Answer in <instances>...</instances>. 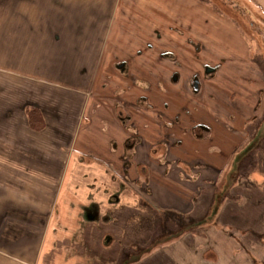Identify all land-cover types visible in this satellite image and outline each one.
I'll use <instances>...</instances> for the list:
<instances>
[{
	"label": "crops",
	"instance_id": "obj_1",
	"mask_svg": "<svg viewBox=\"0 0 264 264\" xmlns=\"http://www.w3.org/2000/svg\"><path fill=\"white\" fill-rule=\"evenodd\" d=\"M243 1L264 15V0ZM75 3L0 0V38L5 20L15 28L12 45L41 36L52 46L53 34L73 35V14L61 10ZM41 5L47 14L43 7L36 14ZM107 27L89 63L85 56L89 90L48 83L53 91L34 100L32 83L13 87L0 77V264H118L128 239L150 242L156 213L194 217L196 201L212 191L206 208L214 217L188 222L207 236L185 231L135 264L209 262L210 249L211 264H264L217 219L228 204L218 209V199L255 151L248 175L264 184V123L255 136L245 130L264 115V72L246 40L198 0H127ZM55 49L44 45L43 55L62 70L68 52ZM29 107L41 111L39 131L28 124ZM243 196H259L253 205L264 207V189Z\"/></svg>",
	"mask_w": 264,
	"mask_h": 264
},
{
	"label": "rangeland",
	"instance_id": "obj_2",
	"mask_svg": "<svg viewBox=\"0 0 264 264\" xmlns=\"http://www.w3.org/2000/svg\"><path fill=\"white\" fill-rule=\"evenodd\" d=\"M74 10L68 11L61 10L62 16L67 13L68 15L73 14L74 23L73 28H71V23L67 25V28L71 29L73 35L68 32L61 30L62 37L60 39L58 34H53L51 36L52 46L44 37H29V38H20L17 46L12 45L13 35H14V25L12 22L2 21V38H0V77L12 83V86L15 87L16 82H19V87L23 86L24 88L27 85V82L34 85V92L29 95L33 97L34 100L45 99L48 96V89L53 91L52 87L47 86L48 83H58L62 86L70 85V87L76 88H85L89 90L90 88V75L91 70L89 66L90 55L94 52L92 50L101 46L103 40L107 34V25L111 20L112 16L117 12V10L123 6L127 0H75ZM204 6L209 7L212 11L218 15L232 21L240 32L241 36L246 40L250 49V57L254 61L258 62L260 68L264 72V15L258 12L249 3L243 0H198ZM43 7L44 14L48 13V10L43 6H35L34 11L36 14L42 15L39 13V8ZM58 12V11H57ZM35 30L41 29V23L35 22ZM58 36L59 38H56ZM44 45L56 52L57 47L61 50H65L68 53L66 58L63 60L62 70H58L55 65L47 63L46 57L43 55ZM76 47L72 50V48ZM88 47L90 52H84V48ZM72 50V51H71ZM82 50V52H78ZM88 56V63L85 62V56ZM94 62V60H92ZM57 63V62H55ZM59 64V63H58ZM57 64V65H58ZM28 71V74L31 73L34 75V79L30 77H23L19 75L20 73H25ZM52 79L53 81H49ZM42 83V85H41ZM52 88V89H51ZM33 89V88H31ZM41 90V93H40ZM45 96V97H43ZM264 123V115L260 117H254V119L245 126V130L248 131V136L252 134L255 136L256 131L254 129ZM252 129V130H251ZM264 136V129L262 132ZM259 150H262L264 147V140L261 141L259 145ZM254 154L247 156L243 161V165L240 168V172L237 175L236 182L234 186L225 191V196L220 197L218 204V209H222V202L228 203L225 209L221 212H217V217L219 223L228 225L231 227L233 233L239 236L242 244L250 250L253 256L257 259H264V207L256 208L253 205L259 196L253 197L252 201L247 202L248 198L243 196L249 190L251 191H262L264 189V184L259 181H253V177H249L248 172L252 167H254V160H256ZM16 154V153H15ZM11 157V156H10ZM8 158V156H6ZM256 178L261 179V176ZM59 179V175H56V180ZM54 180V181H56ZM221 181L219 182V184ZM51 189H54V184L51 186ZM234 192L238 193L239 196L242 195L241 200L245 201L244 203L237 200V197ZM54 193V190H52ZM211 194L212 192H207L203 194L200 199L196 201L194 205L195 213L192 215L194 217H184L180 214H171L168 215H159L155 214V232L154 236L147 244L143 245L140 242L135 243L136 241L132 238L128 239V244L123 245V254L121 260L118 261V264H135V262L143 257L146 253L160 247L162 244L169 243L174 241L178 235L181 233L195 232L202 233L207 236L209 231H200L197 230V225H190V220L204 217L205 220H210L214 217V213H210L209 209L206 208L208 204L213 205L215 202V197ZM236 200V202H235ZM240 200V199H239ZM238 206V209L233 211L231 205ZM241 203V204H240ZM240 204V205H239ZM205 206L203 209L202 207ZM214 208L215 205H214ZM59 211V203L56 206L55 212ZM205 211V212H204ZM200 212H203L200 215ZM171 214V215H169ZM132 227L135 224L131 225ZM193 227V230L187 229ZM201 234V235H202ZM262 237L260 238V235ZM127 243V240H125ZM211 250V249H210ZM206 250L208 256L211 260L209 262L201 260H188L184 257L183 260L179 261V264H211L215 257L214 250ZM234 253H239L237 248H234ZM240 256V255H239ZM241 259V257H240ZM242 261V260H241Z\"/></svg>",
	"mask_w": 264,
	"mask_h": 264
},
{
	"label": "trees",
	"instance_id": "obj_3",
	"mask_svg": "<svg viewBox=\"0 0 264 264\" xmlns=\"http://www.w3.org/2000/svg\"><path fill=\"white\" fill-rule=\"evenodd\" d=\"M26 113L28 124L33 130L39 131L44 127V120L41 111L37 107L27 108Z\"/></svg>",
	"mask_w": 264,
	"mask_h": 264
},
{
	"label": "flooded vegetation",
	"instance_id": "obj_4",
	"mask_svg": "<svg viewBox=\"0 0 264 264\" xmlns=\"http://www.w3.org/2000/svg\"><path fill=\"white\" fill-rule=\"evenodd\" d=\"M191 90H192V93H198L199 90H200V84H199V80L198 78H192L191 80Z\"/></svg>",
	"mask_w": 264,
	"mask_h": 264
}]
</instances>
